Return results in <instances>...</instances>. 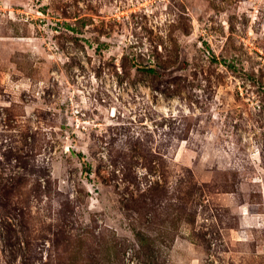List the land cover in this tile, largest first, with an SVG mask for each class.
I'll list each match as a JSON object with an SVG mask.
<instances>
[{
    "label": "rangeland",
    "instance_id": "obj_1",
    "mask_svg": "<svg viewBox=\"0 0 264 264\" xmlns=\"http://www.w3.org/2000/svg\"><path fill=\"white\" fill-rule=\"evenodd\" d=\"M0 264H264V0H0Z\"/></svg>",
    "mask_w": 264,
    "mask_h": 264
},
{
    "label": "trees",
    "instance_id": "obj_2",
    "mask_svg": "<svg viewBox=\"0 0 264 264\" xmlns=\"http://www.w3.org/2000/svg\"><path fill=\"white\" fill-rule=\"evenodd\" d=\"M148 69H149L150 71H153V68H151V67H150V68H148Z\"/></svg>",
    "mask_w": 264,
    "mask_h": 264
}]
</instances>
